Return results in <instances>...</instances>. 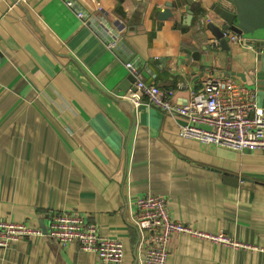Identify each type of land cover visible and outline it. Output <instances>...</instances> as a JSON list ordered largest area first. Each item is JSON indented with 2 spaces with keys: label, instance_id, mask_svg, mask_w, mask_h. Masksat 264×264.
Wrapping results in <instances>:
<instances>
[{
  "label": "crops",
  "instance_id": "1",
  "mask_svg": "<svg viewBox=\"0 0 264 264\" xmlns=\"http://www.w3.org/2000/svg\"><path fill=\"white\" fill-rule=\"evenodd\" d=\"M66 1L0 0V219L46 233L54 213L75 212L123 242L122 264H140L134 200L151 191L177 221L250 246L173 235L168 264H264V149L184 139L160 108L118 97L133 63L149 84L182 83L178 103L227 75L264 109V48L213 42L211 24L231 32L216 10L235 12L234 1ZM0 264L100 262L39 236L0 249Z\"/></svg>",
  "mask_w": 264,
  "mask_h": 264
},
{
  "label": "built area",
  "instance_id": "2",
  "mask_svg": "<svg viewBox=\"0 0 264 264\" xmlns=\"http://www.w3.org/2000/svg\"><path fill=\"white\" fill-rule=\"evenodd\" d=\"M95 1V0H93ZM72 6L73 2L67 0ZM98 5V10H101ZM79 18H84L78 13ZM224 37L247 49H254L256 40L233 31L224 32ZM218 45L220 40L214 39ZM113 36L109 48H115ZM136 78L134 89L117 95L122 102L137 108L147 101L160 108L179 123L180 137L206 145L223 147L238 152L264 149V109L258 106V92L248 88L232 76H212L204 81L203 91L193 94L186 103L175 100L177 88H161L145 82L133 63L126 65ZM184 119V123L178 121ZM137 218L135 226L139 234L137 243L140 264H168L169 243L173 235H188L234 248H249L225 232L210 234L194 230L191 226L174 219L168 201L151 191L142 192L134 200ZM47 236L62 246L77 244L84 253L95 254L100 264H122L125 257L121 240L102 238L98 227L87 223L75 212L63 211L52 215L47 232L26 222H12L0 219V249L7 250L22 239L33 240Z\"/></svg>",
  "mask_w": 264,
  "mask_h": 264
},
{
  "label": "water",
  "instance_id": "3",
  "mask_svg": "<svg viewBox=\"0 0 264 264\" xmlns=\"http://www.w3.org/2000/svg\"><path fill=\"white\" fill-rule=\"evenodd\" d=\"M236 11H228L223 8H218L216 12L223 19V26L231 31L243 34L249 39L256 40V46L261 52L264 48V0H233ZM188 3H191L188 0ZM191 13V11H190ZM162 18L171 16V12L167 9L162 13ZM214 32L221 45L228 44V39L224 37V29L215 24L209 26ZM140 69L138 70V73ZM136 78L133 74H129L119 90L127 92L129 89H134L133 85Z\"/></svg>",
  "mask_w": 264,
  "mask_h": 264
}]
</instances>
